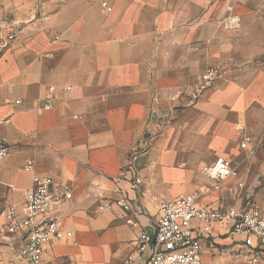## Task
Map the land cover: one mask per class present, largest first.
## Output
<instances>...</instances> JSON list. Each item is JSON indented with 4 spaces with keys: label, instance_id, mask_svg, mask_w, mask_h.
<instances>
[{
    "label": "crops",
    "instance_id": "obj_1",
    "mask_svg": "<svg viewBox=\"0 0 264 264\" xmlns=\"http://www.w3.org/2000/svg\"><path fill=\"white\" fill-rule=\"evenodd\" d=\"M218 6L0 0V16L23 27L0 61V137L11 147L0 162V264H20L5 211L23 204L36 176L68 185L74 195L61 210L72 236L47 247L50 264H125L130 256L132 264H148L135 241L158 220L159 203L209 185L203 169L218 158L246 167L252 187L264 179V150L257 158L264 149V66L244 81L232 69H214L220 78L204 85L212 46L225 41L224 26L235 30L234 14L223 21ZM249 32L252 46L243 56L253 61L264 56V36ZM243 137L250 138L247 149ZM135 155L146 181L142 214L113 203L114 181ZM29 162L31 172L24 170ZM220 191L205 202L223 206ZM219 241L229 243L223 235L205 242L203 264H247L220 255Z\"/></svg>",
    "mask_w": 264,
    "mask_h": 264
},
{
    "label": "built area",
    "instance_id": "obj_2",
    "mask_svg": "<svg viewBox=\"0 0 264 264\" xmlns=\"http://www.w3.org/2000/svg\"><path fill=\"white\" fill-rule=\"evenodd\" d=\"M107 7L106 3H103ZM110 10L109 7H107ZM233 11L232 8H230ZM241 18L234 15L230 25L239 26ZM23 27L0 16V61L13 48ZM220 75L209 70L204 76V85H211ZM68 90V89H64ZM50 93L54 88H50ZM52 108L50 103L45 110ZM250 138L243 137L241 147L247 149ZM9 143L0 137V162L10 154ZM137 156H132L119 177L114 181V202L124 210L136 206L142 214L141 196L146 184L136 169ZM29 162L24 170L31 172ZM209 185L200 186L195 192L180 196L173 201H161L159 217L150 230L143 229L135 241L141 258L148 264H203L204 244L223 235L229 240L219 254L247 264L264 263V204L247 207H213L205 198L230 179L234 172L231 161L218 158L203 169ZM73 189L60 186L51 177L36 176L32 188L26 192L20 207L11 205L5 211V232L14 237L11 250L20 264H50L45 259L47 247L65 236L61 210L73 199ZM217 228L223 232H217ZM130 256L125 264H132Z\"/></svg>",
    "mask_w": 264,
    "mask_h": 264
},
{
    "label": "rangeland",
    "instance_id": "obj_3",
    "mask_svg": "<svg viewBox=\"0 0 264 264\" xmlns=\"http://www.w3.org/2000/svg\"><path fill=\"white\" fill-rule=\"evenodd\" d=\"M210 2H218L222 9L223 21L229 19L231 14L239 16L241 23L235 26V30L224 26L223 32L226 33L225 41L222 45H213V54L209 56L207 65L204 67L206 71L221 69L223 72L228 70L235 71L236 78L242 81L248 80L250 76L259 67L264 66V56L258 57L253 61H247L243 56V52L248 50L252 43L248 40L250 30L255 32L257 39L264 36V0H209ZM226 8L233 9L232 13L227 15ZM257 43V42H256ZM261 44V43H257ZM264 44V43H263ZM239 51V53H238ZM260 147H264V139L259 142ZM263 148L257 154V158L262 160ZM246 160V159H245ZM233 166V176L220 185V193L223 197L218 201L224 207H247L251 205H259V200L264 191V179L261 178L258 184L248 185L246 180V167L236 168ZM255 166L252 167V170ZM215 202V201H214ZM220 248L225 247L223 242H217Z\"/></svg>",
    "mask_w": 264,
    "mask_h": 264
}]
</instances>
